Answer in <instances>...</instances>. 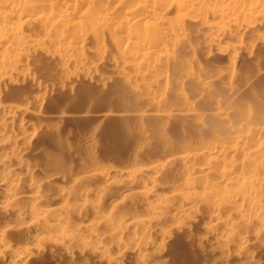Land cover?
<instances>
[{
	"label": "bare ground",
	"instance_id": "6f19581e",
	"mask_svg": "<svg viewBox=\"0 0 264 264\" xmlns=\"http://www.w3.org/2000/svg\"><path fill=\"white\" fill-rule=\"evenodd\" d=\"M102 64L122 103L112 118L126 120L145 146L130 164L39 173L29 160L40 126L18 121L44 113L48 82L65 91L77 79L109 86ZM24 86L36 91L31 102L2 103ZM64 115L58 120H71ZM143 146L160 154L144 158ZM0 194V213L26 215L0 232L3 251L7 234L28 221L61 252L119 264L107 234L114 250L132 248L151 264L153 244L162 250L171 233L204 224L217 253L246 257L264 235V0H0Z\"/></svg>",
	"mask_w": 264,
	"mask_h": 264
},
{
	"label": "rangeland",
	"instance_id": "374dc122",
	"mask_svg": "<svg viewBox=\"0 0 264 264\" xmlns=\"http://www.w3.org/2000/svg\"><path fill=\"white\" fill-rule=\"evenodd\" d=\"M105 66H106V64H102L98 67L100 69V70H98L99 74L101 73L100 75H102V78L103 77L108 78L112 75L109 72H107L108 71L107 67H106L107 69H103V68H105ZM102 70H104V71L101 72ZM105 70H107V71H105ZM106 72L108 74H110V76L105 77L104 75L107 74ZM39 76L42 77L43 75H39ZM112 76L113 77H110V79L109 78L107 79V81H109L108 82L109 84L107 83V81L104 78L103 79H104V81H106L105 83H107L109 86L111 85L112 87H115L114 85H116L117 82L115 81L116 79L114 78V75H112ZM37 77H38V75H37ZM40 78H39V80L43 81V78H41V79ZM45 80H46V78L44 79V83L47 82V80L46 81ZM77 80L74 81L73 85L71 86L72 92H70L71 91L70 89L68 91H65V89H68V87H66L65 89L60 88L61 87L60 82H55V83H51V84H49V82H48V84L46 83L47 90H49L50 96H52V97L48 98V100H49V101H47L48 104H46V103L44 104L45 106L47 105L46 107L44 105L41 106V109H42V107L44 108L41 110V112H44V113H42L40 117H35L34 119H33L34 116L33 117L30 116V118L26 117V118L20 119L21 122H20V120L18 121L17 126L20 124L22 125L23 122L27 125L30 122V120L32 121V123L34 122L35 124H37L36 122H38V124H39L38 127L40 126L38 128V132H37V135H38V133H39V135L36 138V140L34 141L35 146H36V152L34 154L32 153L33 155L31 157V160H29L30 166H34L33 168H36L39 173H41V171L43 173H45V172L46 173L47 172L53 173V169H54L53 174H55V172L61 173L63 171H65L63 173L66 174V173H68L67 172L68 170H66L67 168H65L66 167L65 165H67V163L68 164L71 163V164H73V166L76 165L75 167H78L79 169L83 168L86 165H89L91 163L98 162V161H101L100 163H102V162L107 163V162H112V161L117 160V162L120 163V161L122 160L123 162H125V163H123L121 161L122 165H125L127 163L130 164L134 160V156H136L137 153L139 152L137 146L139 144L143 145V143H144V142H142L140 137L135 136L134 134H132V132L129 131L130 126L126 120H124V119L123 120H115L112 118L111 112L116 113L118 110H120V108H121L120 104H122L118 100V99L121 100V98L119 96L120 93H118V91H115L116 88L113 89L110 86V88L107 89V87H109V86L105 85V86H103V88H106L107 90L103 89V88L100 89V85H99V87L95 86L98 84L94 85L92 83L91 84L87 83L88 85L92 86L91 88H89L90 86L85 84L86 83L85 81L83 84V83H80L82 80H79V81H77ZM111 80H113V81L111 82ZM77 84H79V85H77ZM112 84H114V85H112ZM48 85H49V87H48ZM51 86H54V88L53 87L51 88ZM55 86H58V89H56L57 87L55 88ZM24 89L27 91L28 94L27 93L25 94ZM86 89H88V90H86ZM93 89H94V91H93ZM95 89H97L99 92L96 91ZM8 91L10 94V98L6 101L3 100L2 101L3 104H8L10 102H15V101L17 103L21 102L19 104H22V103L24 104L26 101L31 102L32 100H30V99L31 98L33 99V97L36 94V91L33 90V87H31V86H24L23 88L13 89L14 92H12L10 90H8ZM33 91L35 94L32 97ZM93 92H94V94H93ZM102 92H104V93L100 94ZM53 96H54V98H53ZM73 96H74V98H73ZM55 98H56V100H54ZM22 101H25V102H22ZM59 102H61L60 103L61 105L59 104ZM54 103L56 104V107L53 106V105H55ZM57 103L63 109L61 107H59L57 105ZM64 104H65L66 109L64 108ZM106 105H107V107H106ZM51 107L52 108L54 107V109L59 107V109H61V110H59V109H55V111H54V109H53V111L49 110V109H52ZM116 109H117V111H116ZM57 110H58V112H57ZM86 110H87V112H86ZM58 113L59 114L62 113L63 115L65 113L64 116H68V114H69V116L71 117V120H68L67 122L66 121L62 122L61 120H58V118H59L58 116H60V117L63 116L62 114L58 115ZM49 115H51V116H49ZM106 115H107V117L109 116L108 118H110V119H108L107 117H104ZM52 116H53V118H52ZM27 118H28V121H27ZM52 119H54V120H52ZM43 122H45L46 124ZM57 123H59V124H57ZM52 125H54V126H52ZM56 125H58V127ZM42 126L45 128V130ZM49 127L51 128L50 130H49ZM52 127H54V128H52ZM183 130H185L186 133H188V134H191V132H192V131H189L190 129L186 128V127H185V129H182V131ZM91 138H95L96 143H94L95 141L93 143L88 142V141H93V140H91ZM47 140H49V141H47ZM55 146H56V148H55ZM124 146H126V147H124ZM144 146H145V143H144ZM144 146L142 148L141 153H143V150H146V153H148V154H142L146 157H144L142 155H140V156L147 158L149 154L151 156L152 155L156 156L157 154H160V153H157V149H155V150L149 149L150 147L147 144H146V146H148L149 148L145 147L146 148L145 149ZM49 147L52 149H50ZM60 148H61V150H60ZM147 149H149L150 153H149V151L147 152ZM154 151H155V153H153ZM52 154H53V157H52ZM55 156H57V157H55ZM142 157L141 158L138 157V160L141 159L140 161H142ZM93 158L97 161H94ZM48 159H49V161H51V160L52 161L49 162ZM60 161L63 163H61ZM162 162L164 163L165 161H162ZM64 163H66V164H64ZM161 163H159V164H161ZM50 164L55 165L57 167H52ZM47 165L50 166V168ZM58 165L60 166L61 169L58 168ZM63 166H65V167H63ZM166 181L168 182L169 180L167 179ZM0 198H1V196H0ZM1 213H0V232L4 231L5 228H9L11 226L17 225L19 223V220L23 219L22 217H24V216L26 217V215H23V216H20V218H18V217H16V214H14V212H12V211H8L7 213H3V212H1ZM13 220H15V221H13ZM84 221H85V219L83 220V222ZM89 222L90 221H88V219H87L84 222V224H88ZM20 223H21V221H20ZM29 223L30 224L28 225V221H27L24 223L26 225H22L17 230H15L14 232L7 234V235H9V236H6V238H7V241H6L7 248L6 249L7 250L6 251L5 250L3 251L2 249L0 250V264H108V263L104 262L98 254H95V253L85 252L82 255L77 256L74 249H71L70 252L66 251L64 249L61 252V249L64 248V246H62L61 243L58 244V242L46 237L45 232H44V234L42 233L44 231L42 228H44V227H42V226L37 227V224H35L34 222H29ZM33 224H35V225H33ZM32 225H33V227H31ZM239 226L240 225H236L235 227H238L237 232H239L240 235L243 234L245 236L249 233V232L248 233L246 232V234L243 233V231H246V230L242 226H240V227ZM27 227H29V228L27 229ZM40 227H41V229H39ZM38 229L41 230V232ZM223 229L221 230L220 233H223L222 231H225L226 229H228V227H225ZM241 229H244V230H241ZM188 230L189 231H187V232H189L190 234L189 233L183 234V233H179V232L178 233L173 232V234L171 233V237L168 238L169 240L168 239L166 240L167 244L162 250H159L158 246L153 244L150 248V253H152L153 254L152 256L155 258L152 257L151 264H204L205 262H206L205 264H222L224 262L225 256H223V254H221V253H217V252H220V250H217V248H216L217 243L214 244V242H212L213 240H210L213 237H211V236L209 237V235H208V237L207 236L205 237V235H207V234H206V229H204V224L203 225L197 224V225L190 226V228ZM38 231H39V233H38ZM132 231H130V232H132ZM240 231H241V233H240ZM151 233L153 235H154V233L157 234V233H159V230L154 228V230H152ZM40 235H41V237H40ZM202 235H204L205 238L201 237ZM250 235L251 234L249 233L248 236H250ZM259 237H262V238L260 239ZM259 237H256L251 241L252 242L251 246H254V247L252 248V250H250L251 253L246 255V257L243 256V258L242 257L241 258L240 257L235 258L234 256H236V255L233 252H232V254L234 256L232 254L229 255L228 252H226L227 255H229V256L225 258V262L223 264H226V262H227V264H246V263L252 264V262H253L252 260H254V264H257V263L258 264H264V235L259 236ZM202 238H204L203 241H201ZM103 239L107 242H105ZM256 239L259 241H256ZM110 240L111 239L109 238V236L107 237V234L102 236V241H104L103 243H106L107 245H109L108 243H112V244H110L111 246L110 245L109 246L110 247L113 246L115 249V246H114L115 244H113L114 242L112 240L111 241ZM43 241H44V243H42ZM211 243H213V244H211ZM56 246L60 247V249L58 247L56 248ZM38 247L42 248L43 251L45 250L44 254L40 255L38 253V251L36 250V249H38ZM110 247H109V249H110L111 253L113 254V252H114V254H113L114 257H117L118 256L117 253H119L118 257L122 258L121 262L119 264H141L140 262H138V259L136 258V255H135L132 248H129V250H131V251L125 250L126 252H122V251L118 252L117 250H114L113 247L112 248H110ZM8 248H9V250H8ZM218 249H219V247H218ZM25 250H29V253L22 255V253H24ZM158 251H159V253H158ZM229 252H231V251H229ZM179 255H180V257H179ZM210 256H212V257H210ZM236 257H238V256H236ZM244 257L246 258V260ZM247 258L249 259V261L247 260ZM227 259H229V260L227 261ZM16 262H18V263H16Z\"/></svg>",
	"mask_w": 264,
	"mask_h": 264
}]
</instances>
